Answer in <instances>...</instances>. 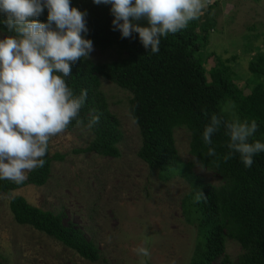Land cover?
Returning <instances> with one entry per match:
<instances>
[{
    "label": "trees",
    "instance_id": "trees-1",
    "mask_svg": "<svg viewBox=\"0 0 264 264\" xmlns=\"http://www.w3.org/2000/svg\"><path fill=\"white\" fill-rule=\"evenodd\" d=\"M207 4L199 19L177 33H169L161 40L160 51L152 54L141 45L137 33L121 38L119 31L112 30L110 5L71 0V6L87 11L86 38L92 40L93 49H115L122 57L104 64L84 59L71 67L67 83L76 95L86 90L87 100L80 110V122L72 121L64 131L82 127L91 134L86 148L77 153L118 159L122 134L101 90V81L127 92L128 111L141 140L138 159L163 180L174 175L189 180L191 190L181 206L184 222L196 230L189 264H231L225 256L227 241L235 242L242 251L236 264H264V153L254 156L252 167L245 168L238 154L224 161L228 137L223 127L212 137L215 157L206 155L209 145L202 141L204 126L212 114H217L226 120L255 119L258 129L251 139L264 142V50L256 49L248 63L253 81L249 76L240 81L233 72L231 64H235L236 57L224 61L207 55L206 46L216 25L209 14L217 3L212 0ZM46 17L45 9L38 19L43 22ZM0 34L10 35L2 26ZM261 38L264 47V30ZM249 40L250 36L245 37L246 49L251 45ZM209 58L211 68L206 70ZM96 115L99 122L89 126ZM177 128L189 133L190 156L219 176L220 186L192 181L190 164L180 162L175 147ZM44 159V166L29 171L22 184L0 181V193L10 196L9 210L18 225L29 226L83 260L96 263L99 249L73 225L65 226L60 214L42 211L21 196H11L29 185L44 186L52 162L62 161L63 156L50 157L47 151Z\"/></svg>",
    "mask_w": 264,
    "mask_h": 264
},
{
    "label": "rangeland",
    "instance_id": "rangeland-1",
    "mask_svg": "<svg viewBox=\"0 0 264 264\" xmlns=\"http://www.w3.org/2000/svg\"><path fill=\"white\" fill-rule=\"evenodd\" d=\"M211 1L205 0L206 6ZM213 1L217 5L209 15L216 25L206 46L207 55L224 61L236 57L235 64H231L233 72L240 81L248 76L252 80L248 71L251 55L256 49L264 50V0ZM4 36L0 34V38ZM247 36L251 45L246 49ZM121 57L115 49H93L87 60L104 64ZM211 58L205 63L206 70L211 68ZM101 90L122 134L120 157L77 153L86 148L91 134L82 127L63 131L51 137L48 144L49 156L58 154L63 160L52 162L47 183L42 187L29 185L11 194L25 198L42 211L60 214L65 226L73 225L99 249V260L89 263L53 238L18 225L9 210L10 196L0 193L3 264H138L134 252L137 246L150 249V264L190 263L196 230L184 222L181 208L191 190L189 180L181 175L163 180L138 159L141 140L128 111L130 95L105 80L101 81ZM174 141L180 162L190 164L192 181L222 184L219 176L190 156V135L184 128L174 130ZM241 253L235 242L227 241L225 256L231 264H236Z\"/></svg>",
    "mask_w": 264,
    "mask_h": 264
},
{
    "label": "clouds",
    "instance_id": "clouds-1",
    "mask_svg": "<svg viewBox=\"0 0 264 264\" xmlns=\"http://www.w3.org/2000/svg\"><path fill=\"white\" fill-rule=\"evenodd\" d=\"M110 5L111 27L121 38L138 34L148 53L160 51L163 38L199 19L205 0H92ZM47 10L46 20L40 17ZM87 11L71 6V0H0V26L10 33L0 38V181L22 184L27 173L45 164L50 138L72 121L80 122L87 91L74 94L67 79L77 61L89 58L93 42L86 38ZM99 115L89 126L99 122ZM223 127L228 137L226 162L234 154L245 168L264 153V142L251 138L255 119L226 120L212 114L202 132L209 145L206 155L215 157L212 137ZM138 264H150L146 246L134 249ZM174 264V261L172 262Z\"/></svg>",
    "mask_w": 264,
    "mask_h": 264
}]
</instances>
